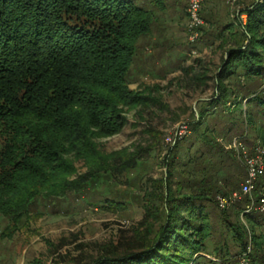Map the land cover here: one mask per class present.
<instances>
[{
	"label": "trees",
	"instance_id": "obj_1",
	"mask_svg": "<svg viewBox=\"0 0 264 264\" xmlns=\"http://www.w3.org/2000/svg\"><path fill=\"white\" fill-rule=\"evenodd\" d=\"M138 1L0 0V215L14 224L51 205L68 211L73 198L87 202V192L101 181L119 185L117 179L137 167L141 153L106 155L96 140L119 133L124 107L145 100L131 90L128 79L137 41L154 23L153 10ZM242 14H247L246 24ZM236 25L243 41L230 50L229 60L239 59L235 66L253 82L242 93L249 98L251 113L264 119V36L257 37L264 27V0L241 10L234 21L219 24L213 35L225 37ZM244 38L250 39L247 45ZM225 69L218 79L227 74ZM232 75L238 76L237 71ZM206 110H201L194 131L204 126ZM201 139L208 150H200L199 159L217 150L224 160V149L213 136L204 130ZM173 151L168 181L143 203L156 225L133 237L122 236L112 249L75 264H240L251 255L246 230L228 224V218L224 220L241 249L231 253L225 241V248L208 250L210 240H204L212 236L206 227L215 204L208 193L212 190L205 184L201 192L181 195L173 190L171 180L179 168L174 162L181 150L178 146ZM73 159L88 168L77 180L71 179L77 173ZM237 205L245 210L247 200ZM245 217L253 226L264 227V213L252 211ZM223 239L229 238L225 234ZM202 251L206 254L199 255ZM207 254H216L220 261L206 260Z\"/></svg>",
	"mask_w": 264,
	"mask_h": 264
},
{
	"label": "rangeland",
	"instance_id": "obj_2",
	"mask_svg": "<svg viewBox=\"0 0 264 264\" xmlns=\"http://www.w3.org/2000/svg\"><path fill=\"white\" fill-rule=\"evenodd\" d=\"M189 1H138L153 10L154 23L150 32L137 41L128 79L131 90L145 100L140 105L124 107L125 122L119 133L96 140L106 155L124 150L141 153L137 167L126 177L117 179L119 185L101 181L95 189L87 192V202L73 198V206L68 211L61 212L60 205H51L31 212L18 224L0 215V264L90 261L112 249L122 236L129 238L136 232L145 233L156 223L154 217L147 215L144 199L148 194L155 195L161 182L168 181V163L178 146L181 151L174 162L179 168L173 182L171 180L173 190L181 195L201 192L205 184L204 187L212 190L208 192L209 197L215 199L206 225L212 233L211 239L204 240H210L208 250L225 248L227 241L231 253L238 252L241 248L227 226L238 224L248 235V251L251 253L246 256L248 264H253L254 260L257 264H264V227L249 223L245 215L251 212L237 208V204L221 210L216 202L219 195L230 197L240 190L246 172L234 142L243 140L251 150L256 146L264 147V119L251 113L249 98L244 99L242 93L253 82L235 66L239 59L229 60L230 50L243 41L239 26L226 31L225 37L214 35L219 24L234 21L241 10L260 0H241L235 5L227 0H202L205 24L195 42L190 40L188 29ZM233 31L236 33L230 34ZM262 36L264 27L257 33V37ZM249 42L250 39L244 38V45ZM260 51L264 54L263 46ZM224 69L227 74L218 79ZM232 71H237L238 76H229ZM217 98L222 99L221 104L217 103ZM203 108L209 115L204 126L194 131L193 126L200 120ZM204 130L215 138L220 150L224 149V160L217 157V150L209 158L199 159L200 150H208L201 141ZM3 144L0 134V151ZM73 162L77 173L71 179L77 180L88 172V168L83 161L73 159ZM261 191H256V201L262 198ZM224 218H228V224ZM225 234L228 240L223 239ZM203 254L206 253L202 251L199 255ZM206 260L220 261L216 254H207Z\"/></svg>",
	"mask_w": 264,
	"mask_h": 264
},
{
	"label": "built area",
	"instance_id": "obj_3",
	"mask_svg": "<svg viewBox=\"0 0 264 264\" xmlns=\"http://www.w3.org/2000/svg\"><path fill=\"white\" fill-rule=\"evenodd\" d=\"M231 5L238 4L241 0H227ZM202 0H190L188 5L189 18V35L190 40L195 42L199 38L200 29L205 24L202 16ZM241 20L243 24L247 22V14H242ZM234 148L237 156L245 168L246 176L240 186V190L235 192L230 197L219 195L216 198L219 209L226 210L231 205H236L247 200L246 212H261L264 213V147L256 146L252 150L247 148L243 140L236 139ZM261 189L262 198L259 201L255 200V193ZM246 256L242 257L240 264H248Z\"/></svg>",
	"mask_w": 264,
	"mask_h": 264
},
{
	"label": "crops",
	"instance_id": "obj_4",
	"mask_svg": "<svg viewBox=\"0 0 264 264\" xmlns=\"http://www.w3.org/2000/svg\"><path fill=\"white\" fill-rule=\"evenodd\" d=\"M215 1V0H214Z\"/></svg>",
	"mask_w": 264,
	"mask_h": 264
}]
</instances>
